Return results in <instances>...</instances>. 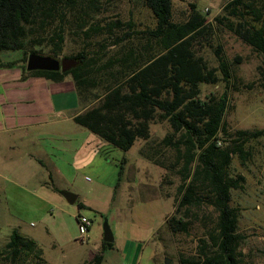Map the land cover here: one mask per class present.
<instances>
[{"label": "trees", "instance_id": "1", "mask_svg": "<svg viewBox=\"0 0 264 264\" xmlns=\"http://www.w3.org/2000/svg\"><path fill=\"white\" fill-rule=\"evenodd\" d=\"M154 19L152 28L144 31L146 39L157 44L158 50L144 58L136 57L131 48L123 50V41L133 33L134 23L118 17L104 16L102 0H0V51L18 50L21 56V78L42 76L60 81L69 75L73 81L82 110L73 121L123 151L134 141L144 143L138 153L166 170H174L179 182L173 207L159 228L157 236L184 233L191 221L190 208L210 206L215 213L207 231L210 248L200 240L199 257L177 256L179 264H238L237 250L241 235L236 231L237 209L229 204L232 189L241 187V174L231 175L228 167L233 156L242 163L249 156L250 141L262 134L260 129L229 131L224 121L228 108L229 87L235 80L232 63L213 49L216 66H209L199 54L212 24L234 34L262 56L256 66L257 84L264 92V0H222L219 13L207 23L205 16L191 5L186 19H171V0H140ZM65 34L70 35L78 49L62 54L78 62L66 71L26 70L28 53L58 58ZM107 43L119 45L115 55L104 58ZM47 47L41 52L35 46ZM15 61H1L10 66ZM218 72V73H217ZM223 83L219 94L199 96L201 83ZM170 95V97L168 96ZM161 110L170 129L156 142L150 137L148 121L152 110ZM165 150L173 152L169 159ZM128 179H133L134 166H128ZM121 173V167L119 168ZM147 198L157 186L143 184ZM77 212L84 205L76 203ZM76 212V213H77ZM163 231V236L159 235ZM111 242L102 241L101 251ZM42 250L34 240L11 230L0 248L7 264H43ZM101 253H94L91 264H100Z\"/></svg>", "mask_w": 264, "mask_h": 264}, {"label": "rangeland", "instance_id": "2", "mask_svg": "<svg viewBox=\"0 0 264 264\" xmlns=\"http://www.w3.org/2000/svg\"><path fill=\"white\" fill-rule=\"evenodd\" d=\"M191 5L205 16L207 23H212L222 0H171V19L177 22L186 19ZM102 6L107 18L116 16L134 23L132 30L136 33L122 42L123 50L131 48L142 58L158 50L157 44L147 40L144 34L147 28L153 27L154 19L140 0H102ZM70 37L65 34L58 59L78 49V43ZM207 39L210 45L201 39L199 49L207 65L216 66L213 49L219 46L223 57L232 63L235 76L224 114L227 129L262 130L261 136L248 143V158L241 163L233 156L228 172L243 177L241 187L231 190L229 202L237 209L236 231L242 237L237 248L238 264H264V92L257 84L256 72L262 56L234 34L214 24ZM118 46L107 43L103 60L115 55ZM35 48L47 52L45 45ZM21 55L18 50L0 51L1 59ZM222 90V82L201 83L199 96L202 98L209 92L217 95ZM162 127L151 131L156 139L168 131ZM89 144L90 151L78 148L79 156L68 163L74 167L67 177L69 189H57L58 177H44L42 182L43 172L36 162L27 164L29 168L23 178L15 177L13 172L0 166V248L13 229L41 248L43 264H91L90 259L97 252L102 255L100 264H179V254L201 256L200 240L209 245L204 251L211 247L207 231L214 223L215 213L210 206L190 208L187 218L191 223L186 232L169 235L164 240L158 238V229H163V221L172 211L179 179L174 170L165 171L143 158L138 153L140 141L123 151L92 133ZM165 151L168 158L173 159V152ZM52 155L55 162L60 154ZM130 164L135 168L133 179L127 178ZM120 167L121 173L118 172ZM146 183L158 187L154 193L157 197H146L150 193L143 188ZM59 190L77 195V199L88 205L78 210L90 218V226L84 234L77 229L76 202H67ZM104 219L112 241L110 247L101 251ZM159 235L163 236L162 230ZM31 261L28 257L23 264H31ZM7 263L0 256V264Z\"/></svg>", "mask_w": 264, "mask_h": 264}, {"label": "crops", "instance_id": "3", "mask_svg": "<svg viewBox=\"0 0 264 264\" xmlns=\"http://www.w3.org/2000/svg\"><path fill=\"white\" fill-rule=\"evenodd\" d=\"M135 55L140 58V53ZM18 59H10L15 61L10 66H0V166L23 178L27 164L36 162L43 172L42 182L44 177H58L57 189H69L67 177L74 167L68 163L79 156L81 147L90 151L92 134L73 121V116L82 110L73 81L69 75L56 82L42 76L21 78ZM151 112L148 127L156 142L162 136L156 139L151 131L159 126L169 130L170 126L160 118L161 110L154 107ZM139 141L143 145L142 140H136ZM56 152L60 155L54 162L50 156ZM74 202L88 207L77 195Z\"/></svg>", "mask_w": 264, "mask_h": 264}, {"label": "water", "instance_id": "4", "mask_svg": "<svg viewBox=\"0 0 264 264\" xmlns=\"http://www.w3.org/2000/svg\"><path fill=\"white\" fill-rule=\"evenodd\" d=\"M77 62L78 61L73 58L61 57L60 59H58L51 55L30 52L26 57L25 68L26 70H60L63 72L74 66ZM58 192L69 203H73L76 199V195L69 191L59 190ZM102 241H112L111 231L105 219L103 220L102 224ZM165 261L168 262V260Z\"/></svg>", "mask_w": 264, "mask_h": 264}, {"label": "built area", "instance_id": "5", "mask_svg": "<svg viewBox=\"0 0 264 264\" xmlns=\"http://www.w3.org/2000/svg\"><path fill=\"white\" fill-rule=\"evenodd\" d=\"M75 219L77 223L78 232L80 234H84L90 226V218L77 212L75 214Z\"/></svg>", "mask_w": 264, "mask_h": 264}, {"label": "flooded vegetation", "instance_id": "6", "mask_svg": "<svg viewBox=\"0 0 264 264\" xmlns=\"http://www.w3.org/2000/svg\"><path fill=\"white\" fill-rule=\"evenodd\" d=\"M60 58H61V57H60ZM60 58H59V59H60Z\"/></svg>", "mask_w": 264, "mask_h": 264}]
</instances>
